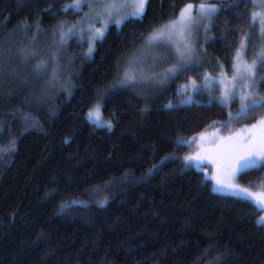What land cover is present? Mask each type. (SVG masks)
Returning <instances> with one entry per match:
<instances>
[{
    "label": "trees",
    "instance_id": "16d2710c",
    "mask_svg": "<svg viewBox=\"0 0 264 264\" xmlns=\"http://www.w3.org/2000/svg\"><path fill=\"white\" fill-rule=\"evenodd\" d=\"M72 1L0 0V43L52 35L78 15L63 11ZM212 2L218 10L200 48L207 63L153 95L113 87L124 57L205 0H149L142 21L110 24L52 102L33 98V83L7 82L0 69V264H264L261 211L217 193L185 160L198 136L229 134L264 117L261 108L222 127L241 104H223L222 86L206 80L233 74L241 40L258 30L250 14L261 7L256 0ZM261 76L253 99L264 96ZM190 80L199 90L179 91ZM191 92L194 101L181 103ZM99 101L110 129L89 119ZM238 183L264 193V168L239 174Z\"/></svg>",
    "mask_w": 264,
    "mask_h": 264
},
{
    "label": "rangeland",
    "instance_id": "374dc122",
    "mask_svg": "<svg viewBox=\"0 0 264 264\" xmlns=\"http://www.w3.org/2000/svg\"><path fill=\"white\" fill-rule=\"evenodd\" d=\"M212 1L214 0H205V3H203L205 8L218 10L217 4ZM117 2L129 5V7H122L120 9V14L135 11L132 5H135L137 0H117ZM256 2L261 7L259 12L264 10V0H256ZM77 4H79L78 10H73V8L70 7ZM199 6L200 5H192L190 9L191 15L196 21L191 30L193 53L190 57H186L184 61H180L174 54L173 48L150 44L148 36L140 45L124 57L120 65V73L116 78L117 82L113 87L122 85L123 73L125 70H128L136 76V81L133 83H123V85H132L137 92L142 95H153L169 86L178 74L189 69H199L204 63H207L205 61V56L201 54L200 48L204 47V36L210 18L206 20L200 18L198 12ZM63 11H70L78 15H76V17L66 18V20L55 27L52 35L47 34V36H44L43 34H39L30 39L27 36L21 39L18 35H14L7 37L3 43H0V49L5 43H7L6 46L8 44L10 45V53L8 56L3 57L4 60L0 68L4 79L11 84H15V82L19 80L28 86L33 83L36 87L33 98L41 100V102L44 100L52 102L56 95L63 91L62 88L67 87L69 82L73 79L72 76L76 71L77 61L79 59L85 60V58L89 57L88 51L90 47H93L91 56L96 49L99 40L95 41L94 46L92 43V36L95 33V29H102L104 23L107 21V18L100 14L101 8L97 5L95 0H89V5H86L84 0H74L67 4L63 8ZM110 24L111 23L108 24V28ZM257 29L255 35L246 39L245 54L242 57V61H234V71L237 64L240 65V69L243 71V61H247L251 64L252 60L255 59V53L261 47H264V42L261 41L259 36V28ZM38 64H42L39 71H37ZM170 68H174L175 71L168 72ZM44 75L47 77H44ZM232 76L233 74L228 75L226 71H222L218 74L211 73L207 76V83L217 82L222 86L221 100H223L225 95V87H231V83H235V81H232ZM193 82H196V80L188 81L179 91L187 92L193 89ZM249 91L253 94V88H250ZM193 101L192 92L186 94L181 99V103L183 104L192 103ZM234 101L236 100H229L226 105ZM169 104L172 105L173 101ZM97 108L99 109L97 113L99 120L95 123L97 125L111 123L113 126V122L106 119L103 114L102 101H99L93 110ZM89 119L93 121L95 117H89ZM253 124L244 126L229 134H221L215 131L204 134L203 138H201L202 135L198 136L194 140L196 151L192 156L199 155L202 159L189 162L193 167L205 172L206 176L212 180L214 190L217 193L223 194L228 191L227 189L216 190L219 186L216 180L212 178L220 175L218 173V164L220 163L219 157L221 155L228 156L230 146L241 138L237 135L240 133V130L251 129ZM229 137H233V140L230 141L228 139ZM213 140L215 143H211ZM238 156L239 153H235L231 158L235 161ZM204 157L207 158L204 159ZM238 175L235 178L236 183H238ZM220 178L225 179L224 176H220ZM248 190L254 194V197H258L260 193H263L250 189ZM243 195L245 194L236 197L241 198ZM261 216H264V211H261Z\"/></svg>",
    "mask_w": 264,
    "mask_h": 264
},
{
    "label": "snow or ice",
    "instance_id": "6c2138e0",
    "mask_svg": "<svg viewBox=\"0 0 264 264\" xmlns=\"http://www.w3.org/2000/svg\"><path fill=\"white\" fill-rule=\"evenodd\" d=\"M97 5L101 8V15L107 18L103 28L95 29V33L92 36L93 46L96 40H103L105 32L107 31L108 24H114L119 27L121 24L127 21H142L145 15L146 6L149 0H137L135 5V11L120 14L122 7H129L127 4L118 3L117 0H95ZM254 2V0H253ZM86 5H89V0H84ZM73 10H78L79 4L70 6ZM192 5L189 4L183 11L179 13V18L175 21H171L168 24L161 26L160 28L153 29V32L149 35L148 40L150 44H157L159 46L171 47L174 49V54L180 61H184L186 57H190L193 53V47L191 45V30L192 26L196 23L191 15L190 9ZM201 19H208L215 15L216 9L205 8L204 4H201L198 9ZM187 14V15H186ZM251 26L259 28V36L262 42H264V10L259 13L250 14ZM247 37L241 40L239 48L235 51V60L242 61L244 56ZM93 47L89 48L88 55L91 56ZM42 64L37 65V71L40 70ZM174 68L168 69V72H174ZM264 72V47H261L255 53V59L251 64L247 61H243V71L240 69V65L237 64L236 69L232 76L231 87H225V95L222 100L223 104H227L229 100H239L241 103V110L237 113L236 117H230L228 121L222 125L227 127L233 121V119L246 118L250 114L255 113L261 108H264V96L259 99L252 98V92L250 88H254L257 84L256 75L257 72ZM208 78H206L207 80ZM264 79V76H261ZM136 81V76L128 70L123 73V83H133ZM194 90H199L193 82ZM99 109H95L88 113V116L95 117L92 122L95 123L99 120ZM98 126L111 128V123H102ZM258 130V131H257ZM241 138L239 141L233 143L229 148V155H221L219 157L220 163L218 164V173L220 175L212 177L216 180L219 186L216 190L227 189V192L223 194L241 196V198L249 200L253 203L257 211H264V193H260L258 197H254L247 188L241 187L235 182V178L238 174H243L254 168H264V117H262L256 124L252 125L251 129H241L238 133ZM203 138V135L201 136ZM195 139V138H193ZM230 141L233 137L228 138ZM67 142V141H66ZM211 143H215L213 140ZM15 150L14 142L13 148ZM235 153H239L238 158L233 161L231 156ZM207 157H204L206 159ZM202 159L199 155L185 157L186 161H197ZM215 162V161H213ZM220 176H224L225 179H221ZM103 206V203L101 204ZM257 224L264 225V216H260L257 219Z\"/></svg>",
    "mask_w": 264,
    "mask_h": 264
}]
</instances>
